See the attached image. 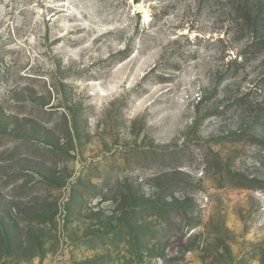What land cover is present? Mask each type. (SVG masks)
Masks as SVG:
<instances>
[{"label":"rangeland","instance_id":"1","mask_svg":"<svg viewBox=\"0 0 264 264\" xmlns=\"http://www.w3.org/2000/svg\"><path fill=\"white\" fill-rule=\"evenodd\" d=\"M264 0H0V264H264Z\"/></svg>","mask_w":264,"mask_h":264},{"label":"trees","instance_id":"2","mask_svg":"<svg viewBox=\"0 0 264 264\" xmlns=\"http://www.w3.org/2000/svg\"><path fill=\"white\" fill-rule=\"evenodd\" d=\"M262 43H264V40H263V42Z\"/></svg>","mask_w":264,"mask_h":264}]
</instances>
